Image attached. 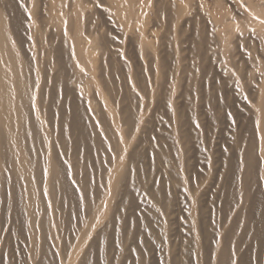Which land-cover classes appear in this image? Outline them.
<instances>
[{
    "label": "bare ground",
    "instance_id": "bare-ground-1",
    "mask_svg": "<svg viewBox=\"0 0 264 264\" xmlns=\"http://www.w3.org/2000/svg\"><path fill=\"white\" fill-rule=\"evenodd\" d=\"M153 1L126 59V0H0V264H264V0L207 29ZM236 103L246 136L210 157L205 116Z\"/></svg>",
    "mask_w": 264,
    "mask_h": 264
},
{
    "label": "rangeland",
    "instance_id": "rangeland-1",
    "mask_svg": "<svg viewBox=\"0 0 264 264\" xmlns=\"http://www.w3.org/2000/svg\"><path fill=\"white\" fill-rule=\"evenodd\" d=\"M37 1H39V0H37ZM110 1H112V0H110ZM114 1V0H113ZM140 1V0H139ZM138 0H126V2L131 6V8L134 10V12L137 14L138 13V11H139V18H140V20H139V22H134L133 24H131L129 27V29H126L125 31H124V34L123 35H126L125 36V39L122 37V41H121V38L119 39V41L121 42V44L123 45V49H124V51H126L125 53L128 55V52L130 53V55L132 56V54H131V51H130V49H129V47H128V42H126L127 40V38L126 37H129L130 35H132L133 33H140V32H143V31H150V29H151V27L153 26V24H152V22H151V19H152V17H151V13H152V5H153V3H154V1L153 0H141L140 2H139ZM183 1V5L182 6H184V8L186 9L185 10V12H184V15L185 16H189V14L188 13H192L194 10V5L195 6H198L199 8H200V10H201V15H204V16H206L207 15V17L205 18V20H204V16H201L202 18H200L201 20H199V22L200 21H202V20H204V21H206V22H202L201 24H203V26L201 25H198L197 27H200V28H202V27H204L205 28V26H206V29H207V27H219V24L217 23V22H215V19H222V17L224 18V17H230V13H231V7H230V0H182ZM185 1V2H184ZM57 2H59V1H57ZM108 2H109V0H108ZM195 2V3H194ZM112 3V2H111ZM114 3V2H113ZM139 3V4H138ZM144 3V4H143ZM190 3V4H189ZM140 4H141V6H140ZM142 4H143V6H142ZM197 4H199V5H197ZM134 6V7H133ZM140 6V7H139ZM190 7V9H189V7ZM193 6V8H191ZM189 9V10H188ZM151 10V11H150ZM206 10V11H205ZM189 11V12H188ZM206 14V15H205ZM218 15V16H217ZM226 15H228V16H226ZM221 16V17H220ZM206 19H210V20H206ZM150 20V21H149ZM148 23H149V25H148ZM211 23H212V25H211ZM53 24V25H52ZM208 24V25H207ZM55 25H56V27H55ZM150 25H152V26H150ZM58 26H62V19L61 18H59L58 20L56 19V22L55 23H51V24H47V27H45V29L43 28V30H42V35H40L41 36V39L43 38V39H45L48 35H49V32L50 31H52V29L54 28L55 30H56V28L57 29H61L60 27H58ZM134 26V30L136 31V32H133L134 30H133V27ZM123 27V26H122ZM141 29H140V28ZM145 28V29H144ZM154 28V29H153ZM152 29L154 30V31H151V35H150V33L148 34H146L147 36H146V39H148L147 40V42H148V44L151 46V47H154V46H152V45H156L157 44V39H158V37H160V35L162 34L161 32H162V30L161 29H157L156 28V31H155V27H153ZM184 28H186V27H184ZM203 28V29H204ZM54 29H53V31H54ZM186 29H188L187 30V32H185V33H188V31H189V33H190V30H189V27H187ZM158 30V31H157ZM218 31H221V30H219L218 29ZM154 32V33H153ZM159 32V33H158ZM157 33V34H156ZM150 35V36H149ZM149 36V37H148ZM152 43V44H151ZM127 47V48H126ZM128 50V52H127V50ZM246 51V50H245ZM187 52V53H186ZM183 54V56L185 57L186 56V60H187V56L189 55V53H188V51H184V53H182ZM130 55H128V57L129 58H127L126 57V59H131L132 57L130 56ZM221 57V56H220ZM220 57H218V56H216V58H217V60H218V58H220ZM189 59V58H188ZM191 59V58H190ZM192 59H193V57H192ZM191 59V60H192ZM194 61H195V58H194ZM187 62L189 63V61H184V64H187ZM193 62V61H192ZM191 63V62H190ZM207 66H208V68H209V64H206ZM212 76L213 75H211V76H209V77H207V82L208 83H211V84H209V85H211L210 87H214L213 85H217V86H219L218 84H220L219 82H221V83H223V81H220V76H217L216 75V77H220L219 79H217V81L215 82V83H217V84H215L214 83V79L216 78L215 77V74H214V76H213V78H212ZM212 78V81H210V79ZM219 80V81H218ZM223 80V79H222ZM181 82V81H180ZM180 82H177L178 84L180 83ZM203 82H205V80H203ZM175 84V86L173 87V86H171V89L173 90V89H175V90H173V92H172V94H173V96L174 97H178V94L180 95V92H181V88L183 87L182 85H183V83L181 82L179 85L178 84ZM212 83H213V85H212ZM180 85L182 86L181 88H180ZM173 87V88H172ZM216 87V86H215ZM180 88V89H179ZM179 90V91H178ZM223 91H224V89H223ZM179 92V93H178ZM182 93V92H181ZM92 96V93L90 92L89 93V96ZM177 95V96H176ZM243 97H244V99L245 100H249V96H248V94L247 93H244L243 94ZM233 106V107H232ZM232 106H227V108H225V109H223L224 111L222 112V116L220 115V118H218V122H217V124L216 125H214L213 126V124L212 123H210V122H208V121H206V119L208 120V118L205 116V120H204V133L206 134H204V137L206 136V138H207V142L210 144H208V149H206L205 150V153L207 154V155H209L210 157H220V155L221 154H223V153H229L230 152V150L231 149H229L230 147H229V144H231V140H230V138H231V136H233V133H236V132H239L240 133V131H241V133L243 134L242 136H246V135H244V132H243V125H242V127L240 126L241 125V120L243 121V119H242V115H243V113H244V111H243V106L241 105V104H237L236 103V105H232ZM236 106V107H235ZM240 106V107H239ZM242 106V107H241ZM229 107V108H228ZM230 107H232V108H230ZM235 107V108H234ZM239 107V108H238ZM241 108V109H240ZM55 109V108H54ZM226 111V112H225ZM152 112V108H150L149 109V112L148 113H151ZM160 112V111H159ZM159 112H158V114H157V117L159 116L161 119H162V116L159 114ZM239 114V115H238ZM53 117L55 118V116L53 115ZM158 117V118H159ZM240 117V118H239ZM159 118V119H160ZM160 119V120H161ZM241 119V120H240ZM54 123V122H53ZM209 123H210V125H209ZM236 126V127H235ZM239 126H240V128H239ZM242 128V129H241ZM214 129V130H213ZM214 131V132H213ZM224 131H226V132H224ZM208 133H209V135H208ZM208 136V137H207ZM226 136V137H225ZM230 136V137H229ZM211 137V138H210ZM219 140V141H218ZM229 140H230V142H229ZM203 143V142H202ZM221 149H222V151H221ZM209 150V151H208ZM201 151H203L202 149H201ZM204 152V151H203ZM192 155V158H194L195 156L196 157H198L197 159H196V157H195V159H196V162H197V164H196V162H194L195 163V165H199L198 166V171H200V169L201 168H203L204 169V167L203 166H201L202 165V162L204 161L203 159H201L200 157L202 156V155H196L195 154V156L193 157V154H191ZM195 159H192L193 161H195ZM199 161V162H198ZM203 165H204V162H203ZM196 166V167H197ZM203 169H201L202 171H201V173H203ZM75 227V226H74ZM12 230H14V229H12ZM12 230H9V233H10V235L12 234V233H15L14 235H13V238H15L16 236H20V235H18V233H16L17 232V229L16 230H14V232L12 231ZM63 230L65 231V230H67V229H64L63 228ZM63 230H61V231H63ZM16 231V232H15ZM62 232V237H65V236H63V234H65L66 235V237L68 236V237H70L71 235H72V231L73 230H68L67 232L65 231V232ZM2 233H0V235H1ZM70 234V235H69ZM1 237V239H0V246L2 245V247H3V245H5V243H4V239H2V236H0ZM19 238V239H18ZM16 239H18L17 241H15ZM64 239V238H63ZM2 240V241H1ZM15 240H13V241H11L12 243H10L9 242V244L11 245V246H8V249H6L7 250V255H9V256H11V258L14 260V261H17L18 259H20V258H22V260H20V261H18V262H16V264H23L24 262V260H25V258H24V255L26 254V251H20V250H22L23 248H24V243H22V242H24V240H22L21 239V237H17V238H15ZM4 243V244H3ZM14 243H15V245H14ZM16 243L18 244V246L19 245H22V246H19V248L21 247V249H19L18 247H17V249L15 248L17 245H16ZM22 243V244H21ZM9 244H7V245H9ZM14 245V248H12L13 247V245ZM2 247H0V252L2 251ZM9 248H10V250H9ZM13 249V250H12ZM14 249H16V250H18V252L20 251V253L21 254H19V253H17ZM23 250H25V249H23ZM9 251V252H8ZM13 251V252H12ZM25 252V253H24ZM9 253V254H8ZM13 253V254H12ZM15 253H17V254H19V255H21V256H23V257H21L20 256V258H19V255H18V258H15L14 256H15ZM22 253H24V255L22 254ZM17 254H16V257H17ZM21 261H22V263H21Z\"/></svg>",
    "mask_w": 264,
    "mask_h": 264
},
{
    "label": "snow or ice",
    "instance_id": "snow-or-ice-1",
    "mask_svg": "<svg viewBox=\"0 0 264 264\" xmlns=\"http://www.w3.org/2000/svg\"><path fill=\"white\" fill-rule=\"evenodd\" d=\"M102 4L101 3H96V7H101ZM242 7H244L243 5H241ZM262 23H264V21H261ZM169 107H171V105H169ZM259 128V122L257 121V130ZM99 223V221H97ZM93 228H95V225H93ZM88 239H91V237H88ZM117 247H119V245H117ZM231 264H237V261L232 260Z\"/></svg>",
    "mask_w": 264,
    "mask_h": 264
}]
</instances>
